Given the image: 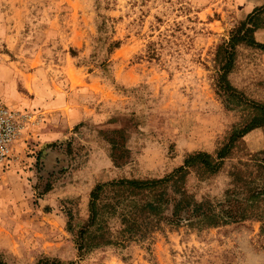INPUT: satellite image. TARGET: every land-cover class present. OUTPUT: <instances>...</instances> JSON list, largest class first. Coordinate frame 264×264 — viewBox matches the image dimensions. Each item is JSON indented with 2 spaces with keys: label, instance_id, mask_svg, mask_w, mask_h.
Returning <instances> with one entry per match:
<instances>
[{
  "label": "rangeland",
  "instance_id": "rangeland-1",
  "mask_svg": "<svg viewBox=\"0 0 264 264\" xmlns=\"http://www.w3.org/2000/svg\"><path fill=\"white\" fill-rule=\"evenodd\" d=\"M257 10L264 44V0H0V102L41 115L0 169V264H264L259 219L200 228L171 218L83 256L68 230L98 183L163 177L245 124L249 111L217 92L219 46ZM229 79L264 104V48L237 44ZM259 150L264 127L189 186L217 200L233 164Z\"/></svg>",
  "mask_w": 264,
  "mask_h": 264
},
{
  "label": "trees",
  "instance_id": "trees-1",
  "mask_svg": "<svg viewBox=\"0 0 264 264\" xmlns=\"http://www.w3.org/2000/svg\"><path fill=\"white\" fill-rule=\"evenodd\" d=\"M260 10L250 14L219 46L224 62L217 80L218 94L235 100L249 117L214 152L187 153L183 164L163 177H120L98 183L91 191L88 216L76 228L69 222L79 255L102 246L125 245L147 237L166 220H188L190 226L213 227L248 219L264 220V150L233 164L229 182L217 200L199 199L189 186L191 174L199 180L217 175L245 137L264 127V104L249 99L229 79L240 43L264 48L255 38ZM115 163L118 164L115 160ZM171 208V216L165 213Z\"/></svg>",
  "mask_w": 264,
  "mask_h": 264
},
{
  "label": "built area",
  "instance_id": "built-area-1",
  "mask_svg": "<svg viewBox=\"0 0 264 264\" xmlns=\"http://www.w3.org/2000/svg\"><path fill=\"white\" fill-rule=\"evenodd\" d=\"M40 118V114L16 110L0 102V166L12 161L16 142Z\"/></svg>",
  "mask_w": 264,
  "mask_h": 264
},
{
  "label": "crops",
  "instance_id": "crops-1",
  "mask_svg": "<svg viewBox=\"0 0 264 264\" xmlns=\"http://www.w3.org/2000/svg\"><path fill=\"white\" fill-rule=\"evenodd\" d=\"M255 130H258V129H255ZM255 130H253V131H255ZM253 131H251V132H253ZM251 132H250V133H251ZM250 133H248V134H250ZM248 134H247V135H248ZM247 135H246V136H247ZM245 138H246V137H245ZM6 166H7V165H6ZM6 166H5V167H6ZM5 167L0 166V169H1V168H5ZM0 175H1V174H0Z\"/></svg>",
  "mask_w": 264,
  "mask_h": 264
}]
</instances>
